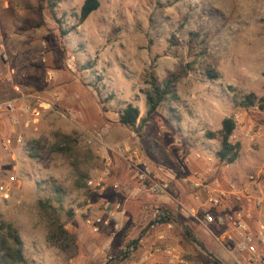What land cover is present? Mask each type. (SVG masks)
I'll return each mask as SVG.
<instances>
[{
  "label": "rangeland",
  "instance_id": "1",
  "mask_svg": "<svg viewBox=\"0 0 264 264\" xmlns=\"http://www.w3.org/2000/svg\"><path fill=\"white\" fill-rule=\"evenodd\" d=\"M84 1L63 0L59 23L39 0H0V83L30 108L3 113L16 127L9 147L0 136V185L11 188L9 198L0 193V219L22 233L28 264H105L118 255L121 234L94 233L86 223L85 202L95 196L88 181L126 172L135 151L154 176L173 170L176 183L188 175L187 155L219 149L222 121L239 116L234 140L264 157V108L239 106L251 93L264 99V0H100L80 24ZM173 74H181L179 100H166L134 129L119 123L128 104L146 119L151 76ZM57 134L72 138L68 153ZM133 211L128 239L146 223ZM59 225L75 239L70 250L50 242ZM145 256L143 249L122 264Z\"/></svg>",
  "mask_w": 264,
  "mask_h": 264
},
{
  "label": "crops",
  "instance_id": "2",
  "mask_svg": "<svg viewBox=\"0 0 264 264\" xmlns=\"http://www.w3.org/2000/svg\"><path fill=\"white\" fill-rule=\"evenodd\" d=\"M5 48L6 46L4 39L0 35V50H5ZM6 62L7 59H0V77L3 76V71H5V69L7 68ZM9 92L10 96H7V93ZM23 96L24 95L19 94V90L15 89V87H11L8 89L4 86V84L1 85L0 83V102L18 99L20 100L19 104L21 107L17 111L23 110L25 106V104H23L22 102L24 100ZM14 125L12 124V121L10 122L8 118L4 117L3 113H0V136H2L3 141H12L11 137H9V133H11V127L12 129L16 127ZM210 138L212 140H215V137ZM219 149H216L215 151L208 150L199 154L194 153L190 156L187 155L185 159V166L182 170L188 175L181 178V181L177 180L176 183H173L174 181H172L173 175L171 171L173 170H166L164 173L154 170L155 177L163 182L170 183L171 188L173 189L172 191H176L177 193L179 192L180 196L186 194L185 190L194 191V194L187 195L183 202L182 200L173 197V194L171 193L172 191L170 192L169 196H163L160 201L162 204H165L170 208H176L174 200H178L185 207L184 209L178 212L182 215L191 218L187 210H195L199 212V214H203L207 211H213V207L208 201L209 190H214L217 192L224 191L228 193V191H230L231 185H234L235 188L239 190L245 188L254 197H258L261 199V205L258 208H255L254 210L256 216L255 222H252L251 224L255 235H260V239L257 243L258 250L264 254V189L259 185L249 181V176L251 175L262 174V176L264 177V157L258 151L244 149L236 163L227 164L219 167V160L217 158V153ZM133 153L139 155L138 151H135ZM14 157L15 154L13 158ZM106 183L107 187L103 192L95 191V196L90 197L85 202L86 208L84 212L86 216V221L88 218L92 217H102L106 219L108 217L104 207L106 201L110 202L113 206L117 204L122 207V211L116 210V220L120 222L122 226L124 225V223L136 220L133 211V209L136 208L139 212L138 216H140V222H147L152 219V213L148 209H146V204L151 199V195L145 190L142 183H140L136 179L134 173L129 170V168L126 169V172H121L120 170L113 171V174L110 172L109 177L106 179ZM115 185H120L121 190L115 189ZM112 192L113 195L110 198V195H108V193ZM107 196L109 197V199ZM252 206L244 205V207L247 208H252ZM257 220H259V223L256 222ZM88 226L94 233H101L103 230H107L109 228L106 226H102L99 232H95L93 231L90 225ZM161 229V231L156 233L155 237L152 236L146 240L147 243L149 242L147 246H150V243L154 239H156L160 234H164L169 240V242L178 246L179 240L178 237H176L174 234V226L172 224H168L164 225V227H161ZM212 229L215 233L219 231V228L214 226H212ZM199 232H202L200 233V236L207 243L206 246L210 249L211 252H215L219 259L228 262V264H235L231 258L232 253L228 252V254H226L223 252L222 248L220 249L219 253L217 248L214 249L209 247L211 241L208 242L207 239H212V241H215L217 244H219V242L213 236H211L209 232L205 231L202 228H199ZM20 235L24 240L21 232ZM146 235L144 236V238H146ZM203 235L204 237H207V239L204 238ZM226 235L227 234H222V239H224ZM230 235L231 233H228V238L230 237ZM198 239L200 241L199 237ZM181 250L184 253V257L187 259V264H213L211 262H205L204 260L199 259L196 253L191 249H187L185 252L183 251V249ZM143 261L145 262L143 264H168L166 258L159 255H156L149 259H146L145 256Z\"/></svg>",
  "mask_w": 264,
  "mask_h": 264
},
{
  "label": "trees",
  "instance_id": "3",
  "mask_svg": "<svg viewBox=\"0 0 264 264\" xmlns=\"http://www.w3.org/2000/svg\"><path fill=\"white\" fill-rule=\"evenodd\" d=\"M63 0H39V10L41 13L45 9L50 11L54 20L62 23V19L58 18L57 6L61 4ZM100 0H85L81 7L79 15H75L80 24L88 20V18L100 8ZM67 31L63 32L66 35ZM6 59V57H5ZM210 76L216 77L214 72L209 71ZM181 78V74H173L168 76L164 81L160 82L155 75L151 76L148 82L149 88L146 91V105H147V118H140V109L133 104H128L125 109L119 113V123L122 126L128 128H136L138 125L143 124L149 117L154 115L160 106L166 100L176 101L179 100V96L176 90V83ZM264 99L258 98L254 93L247 95L240 103L244 110L249 111L255 107L264 108ZM237 128V121L233 117H227L222 121V128L220 130V149L217 153V158L220 163L234 164L238 161L242 152V143L234 140V133ZM208 136L214 138L213 133H208ZM58 145L57 147L64 153H68L72 149V138L67 135L57 134ZM65 148H60L61 145ZM173 189H170V192ZM176 191H172L173 197L184 201L187 195H193L194 191L185 190V195L180 196ZM150 200L146 206L148 210L152 211L156 208V199L151 195ZM42 207L44 204L40 203ZM161 211L165 212L159 222L154 219H150L145 223L141 230V234L134 238L128 239L133 226L136 222L129 221L124 223L121 229L116 233L119 235L123 245L118 251L116 257H111L108 263L105 264H122L126 262L134 261L138 255H140L143 249L146 252L149 250L147 246V239L152 236H156V233L161 231V227L164 225L172 224L174 226V234L178 237V246L185 252L187 249L193 250L199 259L205 262H211L213 264H228V262L221 260L217 257L215 252H211L206 246V242L201 238L199 227L196 226L190 217L180 214L176 208H170L165 204H162ZM55 226V225H54ZM148 233L146 238H143L141 242L138 241L139 237L146 232ZM224 230H220L217 234H221ZM200 238V241L198 239ZM50 242L54 244H65L64 250H70L74 247L75 239L71 233L64 228L63 225H59L57 229L50 231ZM205 243V244H204ZM25 243L22 239L19 230L12 224L0 219V264H28L25 254ZM127 248V250H125ZM133 249V250H132ZM111 260V261H110Z\"/></svg>",
  "mask_w": 264,
  "mask_h": 264
},
{
  "label": "built area",
  "instance_id": "4",
  "mask_svg": "<svg viewBox=\"0 0 264 264\" xmlns=\"http://www.w3.org/2000/svg\"><path fill=\"white\" fill-rule=\"evenodd\" d=\"M19 102L20 100L18 99L0 102V113L16 112L21 107ZM24 108L30 109L29 107L26 108V106ZM234 119L238 121L240 117L237 116ZM22 142L23 138L18 137L17 143ZM11 144V140L4 141L5 147H9ZM127 162L129 170L134 173L136 179L156 199V208L152 211V219L159 222L165 217V212L161 211L162 203L160 199L165 195H170V183L157 179L153 175L148 162L142 160L136 154L129 157ZM109 175L110 172L106 171L99 179L88 181L89 188L103 192L107 187L106 179ZM249 181L264 189V177L262 174L249 176ZM114 188L118 190L120 185H115ZM242 189L239 190L234 185H231L228 193L209 190L208 201L212 205L213 211L199 214L195 210H186L196 226L209 232L219 242L224 253H232L231 258L235 264H264V254L257 247L260 235H255L251 224L255 222L254 210L261 205V199L254 197L245 188ZM10 191L9 185H0V193H4L6 198H9ZM174 203L177 212L185 208L178 200H174ZM244 205L253 206L252 208H247ZM104 207L108 215L106 219L92 217L88 218L86 222L95 232H99L102 226H106L117 233L121 229L122 224L116 220V210L122 211L123 209L120 205L115 204L113 206L108 201L105 202ZM146 209H148L147 206ZM256 222L259 223V220ZM212 226L224 231L221 234H217L212 229ZM228 233H231L229 238ZM222 234H227L224 239H222ZM146 254V259L159 255L165 257L168 264H187V259L184 257L182 250L177 245L169 242L164 234H160L150 243Z\"/></svg>",
  "mask_w": 264,
  "mask_h": 264
},
{
  "label": "water",
  "instance_id": "5",
  "mask_svg": "<svg viewBox=\"0 0 264 264\" xmlns=\"http://www.w3.org/2000/svg\"><path fill=\"white\" fill-rule=\"evenodd\" d=\"M148 233V230L141 236L139 237L138 241L141 242V240L144 238V236Z\"/></svg>",
  "mask_w": 264,
  "mask_h": 264
}]
</instances>
